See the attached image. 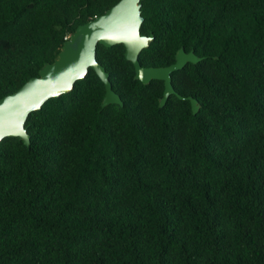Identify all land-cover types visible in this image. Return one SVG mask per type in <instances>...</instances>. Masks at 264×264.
Wrapping results in <instances>:
<instances>
[{
	"label": "trees",
	"instance_id": "16d2710c",
	"mask_svg": "<svg viewBox=\"0 0 264 264\" xmlns=\"http://www.w3.org/2000/svg\"><path fill=\"white\" fill-rule=\"evenodd\" d=\"M120 0H0V100ZM144 84L123 44L0 143V264H264V0H141ZM185 98V99H183ZM191 99L197 100L194 113Z\"/></svg>",
	"mask_w": 264,
	"mask_h": 264
},
{
	"label": "water",
	"instance_id": "95a60500",
	"mask_svg": "<svg viewBox=\"0 0 264 264\" xmlns=\"http://www.w3.org/2000/svg\"><path fill=\"white\" fill-rule=\"evenodd\" d=\"M144 20L141 0H120L105 14L79 26L54 63L46 65L39 76L32 78L17 92L0 100V143L7 137H19L29 146L31 137L26 122L30 114L41 110L48 100L71 92L77 81L86 78L90 68L106 85L107 94L103 106H124L120 95L113 90L110 74L98 62L99 44L108 48L123 44L127 60L134 64L136 77L144 84H150L153 80L164 81V107L170 96L177 94L172 74L183 70L188 63L197 64L202 59L194 52L187 53L182 49L176 63L171 66L143 67L139 60L140 54L154 39L153 36L142 34ZM191 101L196 114L199 111L197 100Z\"/></svg>",
	"mask_w": 264,
	"mask_h": 264
}]
</instances>
